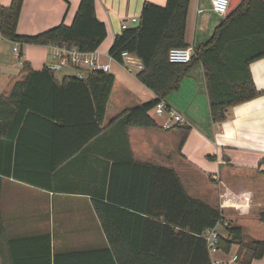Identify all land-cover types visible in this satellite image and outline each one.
Listing matches in <instances>:
<instances>
[{
    "label": "crops",
    "instance_id": "0c3cea01",
    "mask_svg": "<svg viewBox=\"0 0 264 264\" xmlns=\"http://www.w3.org/2000/svg\"><path fill=\"white\" fill-rule=\"evenodd\" d=\"M11 1L0 0V5L9 6ZM94 1L96 17L106 26V38L92 53L114 74L101 132L82 143L94 126L88 124L93 120L91 99L78 83L37 86L40 95L32 102L48 115H28L7 142L1 129V161L10 159L9 173L1 174L0 183V264H102L113 252L109 236L115 238L117 252L159 250L169 236L161 230L163 217L149 214L155 201L129 198L137 193L131 180L136 183L140 176L128 163L125 134L133 161L173 168L190 197L220 209L222 221L215 226L220 235L226 234L227 225H235L242 230L243 242L264 240V224L259 219V212L264 211V164L259 163L264 158V57L249 65L261 93L228 107L224 121L211 119L204 71L198 63L164 98L189 127L182 142L184 127L165 130L163 118L152 111L157 127L122 130L112 123L118 112L153 98L154 93L137 79V72H128L112 59L109 48L122 23L139 18L145 1L163 6L167 0ZM79 2L23 0L16 33L35 35L60 23L70 25ZM212 15L217 14L210 0H189L188 47L193 49L209 39L222 17L218 15L214 26ZM13 46L14 41L0 34V95L10 93L14 83L25 77L24 62L34 71L53 62L51 43H21L20 58ZM51 72L58 84L70 76L85 79L89 74L83 67ZM116 84L118 98L109 112ZM111 178L115 180L113 193L120 200L115 203L105 198ZM102 202L109 204L103 207L110 211L103 216ZM137 205L146 211H138ZM238 253L239 245L234 243L228 251L217 249L210 257L212 264H241L244 250L235 261L231 259ZM250 264H264V255Z\"/></svg>",
    "mask_w": 264,
    "mask_h": 264
},
{
    "label": "trees",
    "instance_id": "16d2710c",
    "mask_svg": "<svg viewBox=\"0 0 264 264\" xmlns=\"http://www.w3.org/2000/svg\"><path fill=\"white\" fill-rule=\"evenodd\" d=\"M22 3L23 0H12L9 6L0 5V34L14 42L73 45L82 52H91L106 38V26L96 17L94 0H80L70 25L60 23L35 35L16 33ZM188 3L189 0H167L161 6L145 1L138 18L139 26L122 29L114 38L109 55L118 62L122 61V51L135 55L142 63L137 79L154 93L153 98L126 108L115 116L112 123L122 130L130 126L157 127L155 118L150 115L155 104L178 88L185 73L198 63L203 67L210 116L214 122L226 119L228 107L253 99L261 93L254 85L249 65L264 57V0H242L227 16L221 17L208 40L193 48L188 62H171L168 58L171 48L188 47L185 41ZM23 69L27 71L25 77L14 83L10 93L0 95V120L6 118L5 123L0 122V135L3 129L6 142L15 135L16 129L28 115H48L32 102L40 95L36 89L39 85H82L91 99L93 120L88 124L94 126L82 138V143L101 132L100 125L105 118L114 74L95 70L89 72L85 79L70 76L58 84L47 66H43L41 71H34L24 62ZM180 127H184L182 142L189 127ZM1 141L0 137V146ZM125 143L128 163L139 170L140 176L136 183L135 179L131 180L134 182L132 188H137V193L129 194V198L135 197L138 202L146 198L155 201V209L149 214L163 217L161 230L169 237L160 243L157 251L122 253L115 251V238L109 236L113 252L109 253V261L102 260V264H212L207 242L202 235L222 221L220 209L190 197L173 168L133 161L126 134ZM9 159L5 158L6 163H3L0 156V183L1 174L9 173ZM259 163L264 164V158ZM114 183L115 180L111 178L105 194L106 200L111 203L120 201L113 193ZM103 203L102 216L104 212L110 213L103 207L109 204ZM134 207L138 211H146L139 205ZM259 219L264 224V211L259 212ZM102 221L105 225V220ZM1 229L3 225L0 220ZM225 233L219 234L217 248L228 251L232 244H238L240 254L237 257L244 250L241 264H250L253 259H260L264 255V240L243 242L242 230L235 225H227Z\"/></svg>",
    "mask_w": 264,
    "mask_h": 264
},
{
    "label": "built area",
    "instance_id": "2783aa9c",
    "mask_svg": "<svg viewBox=\"0 0 264 264\" xmlns=\"http://www.w3.org/2000/svg\"><path fill=\"white\" fill-rule=\"evenodd\" d=\"M210 1L214 13L219 16H224L227 13L230 0ZM138 21L139 19L136 17L130 18V20L124 21L121 27L122 29L128 28L131 26L130 24H134ZM20 44L21 42L15 41L13 46V52L18 58H20ZM51 45L55 48V51L52 54L53 62L47 66L51 71H56L64 67H75L79 69L83 67L89 72L95 70L109 72V65L100 62L98 58L93 55L92 52L94 51L82 52L73 45H59L56 43H52ZM192 53L193 49L191 47H173L169 50L168 58L171 62H188ZM121 59L122 61L119 63H122L128 72H138L142 68L141 61L135 55L127 51L121 52ZM152 112L155 116L163 118L161 127L165 130L171 129L174 126H183L185 124V119L179 113L171 109L163 98L159 99L155 104ZM218 236L219 233L216 231L215 227L205 230L202 235L207 242L210 254L218 249ZM236 258L237 256L233 255L231 259L232 261H235Z\"/></svg>",
    "mask_w": 264,
    "mask_h": 264
},
{
    "label": "rangeland",
    "instance_id": "374dc122",
    "mask_svg": "<svg viewBox=\"0 0 264 264\" xmlns=\"http://www.w3.org/2000/svg\"><path fill=\"white\" fill-rule=\"evenodd\" d=\"M212 17L214 18V26H215V24L219 21V17H218V15H212ZM12 62L13 63H15V64H17V60L16 59H13L12 58ZM118 81V80H117ZM119 83V82H118ZM118 85L119 84H116L115 85V88H114V91H113V93H112V101H111V107L109 108V112L112 110V108H114V104H113V101L116 99V98H118V90H117V88H118ZM138 101H140V98H139V100H134L132 103H130V104H128V105H126V107H128V106H130V105H133L134 103H138ZM117 107V106H116ZM122 109H124V108H121V110ZM121 110H119V111H121ZM119 113V112H118ZM161 119H162V117H160Z\"/></svg>",
    "mask_w": 264,
    "mask_h": 264
},
{
    "label": "water",
    "instance_id": "95a60500",
    "mask_svg": "<svg viewBox=\"0 0 264 264\" xmlns=\"http://www.w3.org/2000/svg\"><path fill=\"white\" fill-rule=\"evenodd\" d=\"M242 0H230L229 8L227 13L224 16H227ZM139 26V21L132 24L131 27H138Z\"/></svg>",
    "mask_w": 264,
    "mask_h": 264
}]
</instances>
